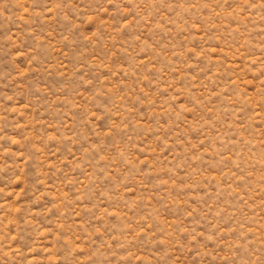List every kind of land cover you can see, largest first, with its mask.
Segmentation results:
<instances>
[{"label":"rangeland","instance_id":"374dc122","mask_svg":"<svg viewBox=\"0 0 264 264\" xmlns=\"http://www.w3.org/2000/svg\"><path fill=\"white\" fill-rule=\"evenodd\" d=\"M0 264H264V0H0Z\"/></svg>","mask_w":264,"mask_h":264}]
</instances>
